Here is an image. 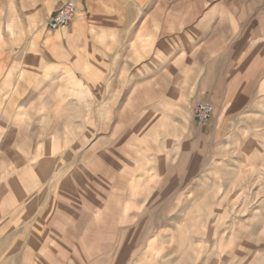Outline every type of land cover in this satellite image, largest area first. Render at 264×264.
Instances as JSON below:
<instances>
[{
  "label": "rangeland",
  "instance_id": "1",
  "mask_svg": "<svg viewBox=\"0 0 264 264\" xmlns=\"http://www.w3.org/2000/svg\"><path fill=\"white\" fill-rule=\"evenodd\" d=\"M65 1L0 0V264H264V0H81L58 55Z\"/></svg>",
  "mask_w": 264,
  "mask_h": 264
},
{
  "label": "crops",
  "instance_id": "2",
  "mask_svg": "<svg viewBox=\"0 0 264 264\" xmlns=\"http://www.w3.org/2000/svg\"><path fill=\"white\" fill-rule=\"evenodd\" d=\"M75 4H76L77 12L79 11L81 13V11L83 9L82 1L81 0L80 1L76 0ZM90 22H91L90 23L91 26L89 28H87V31L89 33L83 32V30H81L79 28H76L75 24L77 23V21L74 23V26L71 27V29H73V30L77 29V33L76 34H72V33L69 34V37H66L67 38L66 41L68 42V43L67 42L66 43H67V45L69 47L70 46L74 47L76 52H68V53H66L67 55H71L72 54V55H77V56H86V55H96L97 54L98 48L96 47V45L97 44L98 45L99 44H103L106 41V37H105V34L103 32L104 31L103 27L97 24L96 18H92V21H90ZM44 27H45V23H44ZM43 32L46 33L47 35H51L49 40H51L54 43H56L55 52L58 55H62L63 53L61 51H58L59 49L57 48V44L59 43V40H60L61 36L63 35V31L62 30L61 31L58 30V31H55L54 34H52L49 31L46 32L44 30H43ZM75 40H78V42H77L78 44L77 45L73 43ZM98 41H100V42L98 43ZM61 44L63 45V41H61ZM100 52H101V50H100Z\"/></svg>",
  "mask_w": 264,
  "mask_h": 264
},
{
  "label": "built area",
  "instance_id": "3",
  "mask_svg": "<svg viewBox=\"0 0 264 264\" xmlns=\"http://www.w3.org/2000/svg\"><path fill=\"white\" fill-rule=\"evenodd\" d=\"M76 7L71 1L63 2L46 20L45 28L49 32H54L57 29L68 25L75 17ZM213 113V108L210 102L196 100L192 104V115L197 123H207Z\"/></svg>",
  "mask_w": 264,
  "mask_h": 264
}]
</instances>
